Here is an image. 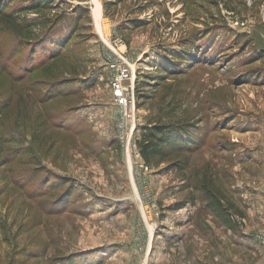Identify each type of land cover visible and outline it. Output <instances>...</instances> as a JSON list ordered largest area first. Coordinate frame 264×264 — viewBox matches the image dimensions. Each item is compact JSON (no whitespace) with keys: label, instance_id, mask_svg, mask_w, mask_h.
<instances>
[{"label":"rangeland","instance_id":"rangeland-1","mask_svg":"<svg viewBox=\"0 0 264 264\" xmlns=\"http://www.w3.org/2000/svg\"><path fill=\"white\" fill-rule=\"evenodd\" d=\"M50 1H14L20 29L0 17V264H262L264 0ZM110 53L134 89L128 141ZM155 122L195 130L185 168L143 160Z\"/></svg>","mask_w":264,"mask_h":264},{"label":"trees","instance_id":"trees-1","mask_svg":"<svg viewBox=\"0 0 264 264\" xmlns=\"http://www.w3.org/2000/svg\"><path fill=\"white\" fill-rule=\"evenodd\" d=\"M14 1L17 0L0 2V17L5 23L11 24L16 29H20L21 26L20 22L18 21L19 18L17 10L13 5ZM24 1L28 2V5H25V7H22V9L26 10L27 12L41 11L42 9H55L56 7L55 4H52L53 2L50 0ZM122 1L123 0H106L104 3L105 15L110 16L113 13V9ZM61 42L62 41L53 42V46H56L58 48V51L56 54L50 55V59L59 56L58 54H62L61 52L64 51L63 43ZM173 58L175 60L174 62L178 65H180L181 62H186V60H188L187 58H180L179 56ZM30 63H32L33 66H36L39 69L43 68L45 64H47L46 60H43L40 63H34L32 61ZM164 67L167 70L170 69L167 64H165ZM30 72L32 71L25 72L24 78H26ZM40 82L41 81H38V83ZM70 82L71 81H60L54 86L48 87L47 89H43V87L39 85H37L36 88L34 85V88L36 91L42 89L40 93H43V95H40L41 97L39 99V101L42 102L44 100H52L58 98L63 94H66L71 86ZM194 136L195 130H192L191 126L189 125L183 124L173 126L171 123L161 124L155 122L153 124H150V126L145 127L142 131V139L139 141L141 156L148 166L155 167L160 166L163 162L170 160L173 156H176L177 161H174L176 165L180 169L185 168L189 160V156L187 154L194 151L195 146L197 145L196 143H198L197 139ZM1 151L2 150L0 149V152ZM53 186H56V184L51 185V187ZM40 190L42 191L43 189ZM48 193L49 192H47L46 194ZM205 197H207V199H210V193H206ZM209 204L211 205V209L218 215H220L224 220H229L232 216L230 215V213H227L226 215L221 214V212L225 213V210L221 207L220 203L210 201ZM75 259L77 258L63 259L59 261H61L60 264H79V262Z\"/></svg>","mask_w":264,"mask_h":264},{"label":"built area","instance_id":"built-area-1","mask_svg":"<svg viewBox=\"0 0 264 264\" xmlns=\"http://www.w3.org/2000/svg\"><path fill=\"white\" fill-rule=\"evenodd\" d=\"M106 63L110 71V85L113 91L115 103L121 111V119L117 123L118 129L122 136V141H128V130L131 123H133L135 102H134V89L132 85H126L129 72L128 68L118 58L115 53H110L105 57ZM136 148V147H135ZM264 264V260L262 262Z\"/></svg>","mask_w":264,"mask_h":264},{"label":"bare ground","instance_id":"bare-ground-1","mask_svg":"<svg viewBox=\"0 0 264 264\" xmlns=\"http://www.w3.org/2000/svg\"><path fill=\"white\" fill-rule=\"evenodd\" d=\"M96 5H97V10H98V20L101 16V13H102V6L99 2L96 1Z\"/></svg>","mask_w":264,"mask_h":264}]
</instances>
